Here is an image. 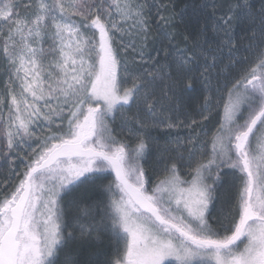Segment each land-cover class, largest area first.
Wrapping results in <instances>:
<instances>
[{
	"label": "snow or ice",
	"instance_id": "6c2138e0",
	"mask_svg": "<svg viewBox=\"0 0 264 264\" xmlns=\"http://www.w3.org/2000/svg\"><path fill=\"white\" fill-rule=\"evenodd\" d=\"M0 67V264H264V0H0Z\"/></svg>",
	"mask_w": 264,
	"mask_h": 264
},
{
	"label": "trees",
	"instance_id": "16d2710c",
	"mask_svg": "<svg viewBox=\"0 0 264 264\" xmlns=\"http://www.w3.org/2000/svg\"><path fill=\"white\" fill-rule=\"evenodd\" d=\"M155 3L157 4H164L167 5L169 4L170 0H154ZM175 5H176V10L179 11L180 8H182L185 4H189L194 2V0H174ZM195 2H200V0H195ZM213 0H209V3H212ZM253 3L256 4V7L259 8L260 6V0H253ZM153 33L158 34V29L156 27V25L153 26ZM234 35L237 38V42L240 44H246L247 40L245 39V33H243L240 28H237ZM244 55H248V53H245ZM224 64L228 63V58H227V54H225L224 57ZM1 71V70H0ZM6 81L5 77L3 75H1L0 72V89L3 88V83ZM198 105L193 104L192 105V109H193V115L194 118L199 119V117L195 116V111L194 109L197 107ZM181 120L184 119L183 116L180 117ZM199 131V129L197 130ZM190 132V129L185 128V127H180L176 130L171 131L170 135H166L165 134V129L161 128L158 131L154 132V135L157 137V141L158 143L163 146L165 145L168 141H172V146H174L177 138H179L180 142H184L187 138L188 133ZM15 162L14 164L11 163V168H8L7 166H1L0 167V183L5 182L6 178H11L12 175V171L13 170H17V171H22L24 168V165L21 164L19 159H14ZM234 194V193H233ZM97 194H93V196H95ZM72 213L74 214V210H71ZM109 237L105 236L104 239L97 245L94 246V248H102L104 249L105 252L109 253L110 255H115V246L114 244H109ZM92 249V251H95V249Z\"/></svg>",
	"mask_w": 264,
	"mask_h": 264
},
{
	"label": "rangeland",
	"instance_id": "374dc122",
	"mask_svg": "<svg viewBox=\"0 0 264 264\" xmlns=\"http://www.w3.org/2000/svg\"><path fill=\"white\" fill-rule=\"evenodd\" d=\"M0 72H1V75H3L5 77V79L7 80V77L4 75V69L3 67H0ZM1 84V82H0ZM15 160H12V161H6L4 160L3 158H0V167L1 166H7L8 168H11V163L14 164ZM95 249V248H94Z\"/></svg>",
	"mask_w": 264,
	"mask_h": 264
}]
</instances>
